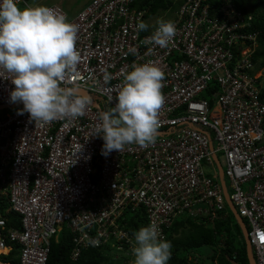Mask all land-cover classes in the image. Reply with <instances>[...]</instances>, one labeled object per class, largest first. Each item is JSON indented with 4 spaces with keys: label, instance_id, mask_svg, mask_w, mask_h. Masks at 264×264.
<instances>
[{
    "label": "built area",
    "instance_id": "1",
    "mask_svg": "<svg viewBox=\"0 0 264 264\" xmlns=\"http://www.w3.org/2000/svg\"><path fill=\"white\" fill-rule=\"evenodd\" d=\"M136 1L92 0L74 15L46 7L78 26V79L66 86L113 107L132 66L156 62L164 103L153 144L103 155V140L93 135L104 110L94 99L76 119L35 123L18 114L22 104L9 102L12 75L0 71V108L17 106L0 113V264H48L62 231L71 238L72 264L89 249L133 264L130 222H155L165 239L185 216L208 224L226 219L231 207L220 167L229 200L247 221L255 262L264 264V67L254 62L261 32L251 31L253 14L236 0H220V7L185 0L159 18L176 26L160 48L147 42L157 25ZM141 21L147 30H137Z\"/></svg>",
    "mask_w": 264,
    "mask_h": 264
},
{
    "label": "clouds",
    "instance_id": "2",
    "mask_svg": "<svg viewBox=\"0 0 264 264\" xmlns=\"http://www.w3.org/2000/svg\"><path fill=\"white\" fill-rule=\"evenodd\" d=\"M156 25L147 42L166 48L176 35V26L163 19H157ZM147 28L143 21L137 25L138 31ZM77 33L78 26L52 8L21 9L17 0H0V71L12 75L14 88L9 102L23 105L18 114L27 113L35 123L76 119L85 114L92 97L80 94L77 86H66L71 78L78 79L81 55L76 48ZM163 79L164 73L155 61L134 64L124 75L115 105L99 113V123L94 127L93 136L103 140V155L118 152L126 145L147 147L155 142L156 135H160L157 130L164 103ZM104 80H110L107 72ZM246 234L248 237V231ZM133 238V264H168L171 243L161 237L155 222L141 227ZM251 251L255 261L252 247ZM215 263L219 264L217 260Z\"/></svg>",
    "mask_w": 264,
    "mask_h": 264
},
{
    "label": "trees",
    "instance_id": "3",
    "mask_svg": "<svg viewBox=\"0 0 264 264\" xmlns=\"http://www.w3.org/2000/svg\"><path fill=\"white\" fill-rule=\"evenodd\" d=\"M184 1L137 0L134 3V7L139 10H148L147 17H153L157 20L164 13L175 12ZM219 2L220 0H208L207 3L220 7ZM236 3L240 10L247 14H253L251 31L261 32L258 38L259 49L255 55L254 62L264 67V0H236ZM206 96L208 97V95ZM229 211L231 209L227 211L225 220L216 221L215 224L199 222L188 216L177 220L166 231L165 240L171 243V259L168 264H197L195 263L196 260H198V264H211V262L216 260L219 264H232L228 261V257L236 258L235 261L239 264H251L245 239V232L247 233V230L245 226L244 229L243 225H240L247 223V221L241 218L235 210L233 214L238 222L235 221L236 223L233 224ZM13 219L16 218L13 217ZM130 225L132 233L140 229L137 224L134 225L130 222ZM143 226L145 225L142 224ZM235 230L239 232V235H236ZM203 248L213 250L210 263L207 262V259L210 258L206 255L207 252H201ZM72 249L71 238L67 236L65 231H62L58 242L52 241V250L48 264H72L70 259ZM121 262L120 259H116V256L115 258L113 257L111 251L89 249L83 251L77 264H121Z\"/></svg>",
    "mask_w": 264,
    "mask_h": 264
},
{
    "label": "rangeland",
    "instance_id": "4",
    "mask_svg": "<svg viewBox=\"0 0 264 264\" xmlns=\"http://www.w3.org/2000/svg\"><path fill=\"white\" fill-rule=\"evenodd\" d=\"M28 2V4L31 7H36V6H50L53 4L59 5L61 6L63 9H65L68 13H78L79 11H81L86 5H88L92 0H26ZM19 8L23 9L25 8L23 5L18 6ZM172 13H174L172 11ZM171 13V14H172ZM174 15V14H173ZM171 17V16H170ZM159 19V18H157ZM157 20L154 19L151 20L152 23H155ZM90 96L92 97V99H94L95 101H97L103 108L104 111H107L110 107L107 104V102L105 101V99L102 96H93L90 94ZM17 108V106H8L6 108H0V113L1 112H11L14 111ZM158 137V135H156V138ZM219 157H221V153L218 154ZM215 162V160H214ZM215 164L218 167V164L215 162ZM219 168V167H218ZM206 172L210 173V169L206 168ZM223 182L226 183L228 186H230V183L227 179H223ZM229 214L231 215V221L234 223L238 222L237 218L234 216L233 211H229ZM181 218H179L178 220H180ZM236 221V222H235ZM236 233V235H239V232L237 230L234 231ZM239 237V236H238ZM201 252H207L206 255H208L210 258L207 259V262L210 263L211 262V256L213 255V250H211L210 248H203L201 249ZM113 257L115 258V254H112ZM213 262H211V264H213Z\"/></svg>",
    "mask_w": 264,
    "mask_h": 264
},
{
    "label": "water",
    "instance_id": "5",
    "mask_svg": "<svg viewBox=\"0 0 264 264\" xmlns=\"http://www.w3.org/2000/svg\"><path fill=\"white\" fill-rule=\"evenodd\" d=\"M80 94L82 95H89L87 92L85 91H81L80 90ZM90 96V95H89ZM5 142H6V139L5 138H1L0 139V145L3 146L5 145ZM264 143V141H263ZM220 171H221V181H222V184L224 186V191H225V195H226V198H227V201L229 202V205L232 209L233 212H235V209L233 207V205L231 204L230 200H229V194L227 192V188H226V183L223 182V179H224V174H223V171H222V168L220 167ZM225 180V179H224ZM240 225H243V228H244V224H240ZM245 229V228H244ZM245 239H246V243H247V248H248V256L250 258V261H251V264H256L255 261H254V258H253V255H252V251H251V246H250V243H249V239L247 237V234L245 232ZM228 260L232 263V264H237L234 260L228 258Z\"/></svg>",
    "mask_w": 264,
    "mask_h": 264
},
{
    "label": "crops",
    "instance_id": "6",
    "mask_svg": "<svg viewBox=\"0 0 264 264\" xmlns=\"http://www.w3.org/2000/svg\"><path fill=\"white\" fill-rule=\"evenodd\" d=\"M54 5V4H53ZM72 15H74V14H76V12L75 13H71Z\"/></svg>",
    "mask_w": 264,
    "mask_h": 264
}]
</instances>
